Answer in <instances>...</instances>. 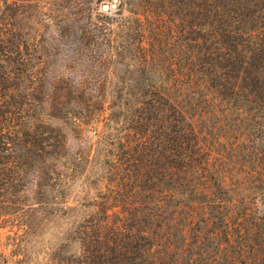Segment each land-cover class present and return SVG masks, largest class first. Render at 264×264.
Instances as JSON below:
<instances>
[{"label":"trees","instance_id":"16d2710c","mask_svg":"<svg viewBox=\"0 0 264 264\" xmlns=\"http://www.w3.org/2000/svg\"><path fill=\"white\" fill-rule=\"evenodd\" d=\"M120 1L117 29L96 32L129 37L141 75L178 62L104 119V189L73 230L85 264H264V0ZM7 21L1 8L0 264H18L52 215L23 183L51 171L54 145Z\"/></svg>","mask_w":264,"mask_h":264},{"label":"rangeland","instance_id":"374dc122","mask_svg":"<svg viewBox=\"0 0 264 264\" xmlns=\"http://www.w3.org/2000/svg\"><path fill=\"white\" fill-rule=\"evenodd\" d=\"M113 3L0 0L9 29L22 37L19 58L26 84L33 87L30 93L49 98L52 104L46 114L52 129L45 131L54 145L51 171L40 178L29 176L23 183L27 204L39 203L38 208L52 215L34 226L28 245L14 257V261L20 259L18 264H85L73 230L85 224H81L85 206L104 189L98 183L104 172L101 154L108 149L100 139L104 119L110 109L119 111L115 110L118 101L143 93L136 89L138 81L145 87L154 81L162 83L173 57L178 62V50L172 56L164 53L160 61L163 73L141 75L138 62L142 56L131 49L129 37L109 32L100 36L95 30L105 22L117 29L119 9H112ZM104 5L110 7L108 12ZM127 9L131 6L125 7V17H129Z\"/></svg>","mask_w":264,"mask_h":264},{"label":"water","instance_id":"95a60500","mask_svg":"<svg viewBox=\"0 0 264 264\" xmlns=\"http://www.w3.org/2000/svg\"><path fill=\"white\" fill-rule=\"evenodd\" d=\"M118 3H119V0H114V3L111 6V8L112 9H117L118 8ZM103 10L108 12L110 10V7L108 5H104L103 6Z\"/></svg>","mask_w":264,"mask_h":264}]
</instances>
